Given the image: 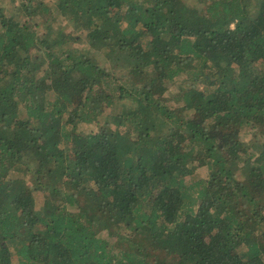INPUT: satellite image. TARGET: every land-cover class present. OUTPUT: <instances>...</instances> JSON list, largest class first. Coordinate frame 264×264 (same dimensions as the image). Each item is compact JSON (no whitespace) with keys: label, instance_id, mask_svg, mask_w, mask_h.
Here are the masks:
<instances>
[{"label":"trees","instance_id":"obj_1","mask_svg":"<svg viewBox=\"0 0 264 264\" xmlns=\"http://www.w3.org/2000/svg\"><path fill=\"white\" fill-rule=\"evenodd\" d=\"M0 264H264V0H0Z\"/></svg>","mask_w":264,"mask_h":264},{"label":"rangeland","instance_id":"obj_2","mask_svg":"<svg viewBox=\"0 0 264 264\" xmlns=\"http://www.w3.org/2000/svg\"><path fill=\"white\" fill-rule=\"evenodd\" d=\"M43 27H44V24H43ZM79 46H82V43H78ZM202 175H205L206 176V173L204 171H202Z\"/></svg>","mask_w":264,"mask_h":264}]
</instances>
